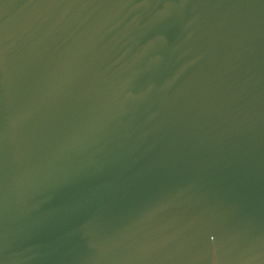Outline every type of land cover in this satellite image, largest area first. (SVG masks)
<instances>
[{
    "label": "water",
    "instance_id": "95a60500",
    "mask_svg": "<svg viewBox=\"0 0 264 264\" xmlns=\"http://www.w3.org/2000/svg\"><path fill=\"white\" fill-rule=\"evenodd\" d=\"M0 264H264V0H0Z\"/></svg>",
    "mask_w": 264,
    "mask_h": 264
}]
</instances>
